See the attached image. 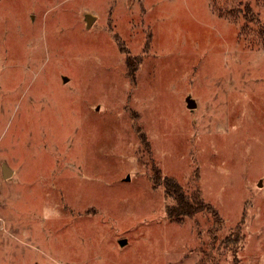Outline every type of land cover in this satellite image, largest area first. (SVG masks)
Returning <instances> with one entry per match:
<instances>
[{"label": "rangeland", "instance_id": "obj_1", "mask_svg": "<svg viewBox=\"0 0 264 264\" xmlns=\"http://www.w3.org/2000/svg\"><path fill=\"white\" fill-rule=\"evenodd\" d=\"M0 264H264V0H0Z\"/></svg>", "mask_w": 264, "mask_h": 264}, {"label": "trees", "instance_id": "obj_2", "mask_svg": "<svg viewBox=\"0 0 264 264\" xmlns=\"http://www.w3.org/2000/svg\"><path fill=\"white\" fill-rule=\"evenodd\" d=\"M151 180L156 183L157 186L162 185L165 192L172 197L174 201L172 206L166 207V213L170 219L177 220L182 217L193 218L198 213H210L218 220L217 213L212 210L209 204L202 200L198 189L186 192L172 179H162L158 170L156 172L154 171ZM219 222L218 220L217 223Z\"/></svg>", "mask_w": 264, "mask_h": 264}, {"label": "water", "instance_id": "obj_3", "mask_svg": "<svg viewBox=\"0 0 264 264\" xmlns=\"http://www.w3.org/2000/svg\"><path fill=\"white\" fill-rule=\"evenodd\" d=\"M86 21H87V24H90L91 23V18L87 16L86 17ZM190 107L192 108V107H194V105H190ZM11 173H12L11 170L8 169L5 165H3V167H2V175H3V177L4 178H8L9 175H11ZM126 180H128V177L126 178ZM118 243H119L120 246H122V245L125 244V240L122 239Z\"/></svg>", "mask_w": 264, "mask_h": 264}]
</instances>
